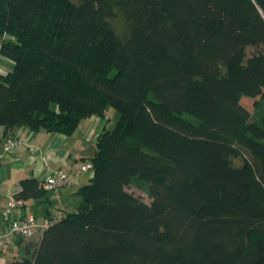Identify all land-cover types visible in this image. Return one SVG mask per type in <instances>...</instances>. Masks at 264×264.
Returning a JSON list of instances; mask_svg holds the SVG:
<instances>
[{
	"label": "trees",
	"instance_id": "obj_1",
	"mask_svg": "<svg viewBox=\"0 0 264 264\" xmlns=\"http://www.w3.org/2000/svg\"><path fill=\"white\" fill-rule=\"evenodd\" d=\"M0 55L4 136L118 111L76 209L11 264H264V0H0Z\"/></svg>",
	"mask_w": 264,
	"mask_h": 264
},
{
	"label": "crops",
	"instance_id": "obj_2",
	"mask_svg": "<svg viewBox=\"0 0 264 264\" xmlns=\"http://www.w3.org/2000/svg\"><path fill=\"white\" fill-rule=\"evenodd\" d=\"M10 68L11 61L0 55V72ZM105 113L110 117L108 110ZM109 124L110 118L107 121L105 117L88 116L82 118L74 132L68 135L44 128L37 131H31L28 127L11 129L10 135H22L31 145L24 144L0 156V230L7 222L3 204L20 189L21 179L34 177L43 180L51 169L90 159L95 151L97 135L104 127L113 126ZM3 138L4 126L0 124V141ZM85 173L75 172L73 184L48 189L41 198H21L20 210L24 214L34 215L40 224L57 214L75 210L76 189L88 180L91 171L87 176H84ZM43 229L40 227L31 238L16 237L11 243L0 246V264H11V260L28 255L27 242L38 241Z\"/></svg>",
	"mask_w": 264,
	"mask_h": 264
},
{
	"label": "built area",
	"instance_id": "obj_3",
	"mask_svg": "<svg viewBox=\"0 0 264 264\" xmlns=\"http://www.w3.org/2000/svg\"><path fill=\"white\" fill-rule=\"evenodd\" d=\"M24 144L31 145L22 135H6L0 141V156L4 152L16 150ZM92 168L91 159L75 165L65 164L63 167L49 170L42 180V185L46 190L71 185L75 181L73 177L75 172L83 173L91 171ZM21 203V198H16L13 195L3 204L7 222L4 228L0 230V246L11 243L16 237L31 238L40 227L45 228L50 223V220H45L40 224L34 215L22 213L20 210ZM58 218L59 214L54 216L52 220Z\"/></svg>",
	"mask_w": 264,
	"mask_h": 264
},
{
	"label": "rangeland",
	"instance_id": "obj_4",
	"mask_svg": "<svg viewBox=\"0 0 264 264\" xmlns=\"http://www.w3.org/2000/svg\"><path fill=\"white\" fill-rule=\"evenodd\" d=\"M110 21H111V24L115 28V31L118 35H120V36L125 35V33H126L125 32V25H124L123 20L120 16L112 17V18H110ZM253 50H254L253 47L248 46L247 47V54L249 55ZM241 102L243 103V105H245L248 108V110L251 113V119L253 120V118L256 115V111H257V109L254 105V99L251 97H248V96H243L241 98ZM108 114L110 115V117L108 115H106V117H107L106 119L108 121L110 118V121H111V124H109V126H110V125H113L114 122L116 121V119L118 117V111L116 109H114L113 107H108ZM262 141H264V138H262ZM89 173H90V170L86 171L84 176H87ZM127 190L129 192L133 193L134 195L140 197L142 200H144L146 202L150 201V197L148 196L146 191L143 188H141L140 186H137L135 184H130L127 186ZM75 198H76V201L74 204L75 206H73L74 209H76L77 203H79L80 196L77 195V197H75Z\"/></svg>",
	"mask_w": 264,
	"mask_h": 264
}]
</instances>
